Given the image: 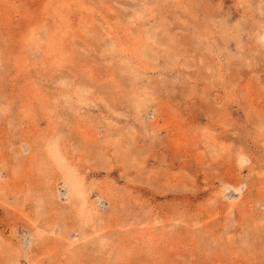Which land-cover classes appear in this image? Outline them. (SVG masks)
Here are the masks:
<instances>
[{"label": "rangeland", "instance_id": "374dc122", "mask_svg": "<svg viewBox=\"0 0 264 264\" xmlns=\"http://www.w3.org/2000/svg\"><path fill=\"white\" fill-rule=\"evenodd\" d=\"M0 264H264V0H0Z\"/></svg>", "mask_w": 264, "mask_h": 264}]
</instances>
